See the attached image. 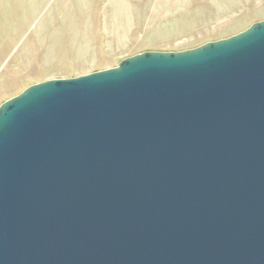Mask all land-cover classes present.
<instances>
[{
	"label": "water",
	"instance_id": "water-1",
	"mask_svg": "<svg viewBox=\"0 0 264 264\" xmlns=\"http://www.w3.org/2000/svg\"><path fill=\"white\" fill-rule=\"evenodd\" d=\"M0 264H264V21L3 102Z\"/></svg>",
	"mask_w": 264,
	"mask_h": 264
},
{
	"label": "rangeland",
	"instance_id": "rangeland-1",
	"mask_svg": "<svg viewBox=\"0 0 264 264\" xmlns=\"http://www.w3.org/2000/svg\"><path fill=\"white\" fill-rule=\"evenodd\" d=\"M264 21V0H0V105L28 87L176 53Z\"/></svg>",
	"mask_w": 264,
	"mask_h": 264
}]
</instances>
